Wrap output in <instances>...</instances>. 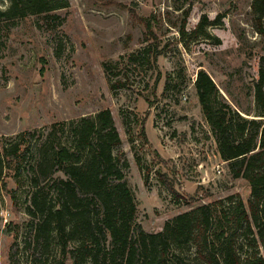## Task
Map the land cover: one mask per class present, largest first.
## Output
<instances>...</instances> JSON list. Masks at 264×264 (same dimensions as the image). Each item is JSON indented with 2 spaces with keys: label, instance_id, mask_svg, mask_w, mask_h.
<instances>
[{
  "label": "rangeland",
  "instance_id": "rangeland-1",
  "mask_svg": "<svg viewBox=\"0 0 264 264\" xmlns=\"http://www.w3.org/2000/svg\"><path fill=\"white\" fill-rule=\"evenodd\" d=\"M65 1L55 18L27 16L0 25V148L26 132H35V144L66 145L67 125L107 109L128 162L135 221L145 232L156 233L201 204L230 196L246 203L248 185L233 179L218 157L193 82L205 71L218 98L254 117L252 80L264 37L252 28L251 0ZM7 6L0 0V10ZM202 17L215 22L205 29L208 36L181 40V26L189 34ZM146 19L156 39L144 41ZM149 46L145 60L128 63L126 55ZM116 81L125 87L111 89ZM137 161L147 171L146 184ZM30 162L0 189V264H34L40 252L24 210L32 192ZM56 257L52 244L45 264Z\"/></svg>",
  "mask_w": 264,
  "mask_h": 264
},
{
  "label": "trees",
  "instance_id": "trees-1",
  "mask_svg": "<svg viewBox=\"0 0 264 264\" xmlns=\"http://www.w3.org/2000/svg\"><path fill=\"white\" fill-rule=\"evenodd\" d=\"M6 1L0 25L27 16L55 18L54 11L67 7L65 0ZM249 7L252 28L264 37V0H251ZM214 24L202 17L189 34L182 25L180 39L207 37L205 29ZM144 27V41L156 39L148 19ZM149 48L125 58L130 64L145 60ZM102 67L106 72L107 64ZM193 86L220 160L233 179L248 185L247 202L230 196L226 202L201 204L165 221L160 231L145 232L135 221L121 140L104 109L67 125L66 145L35 144V132H26L0 148V189L7 177L18 178L24 161L31 159L26 172L32 192L24 210L31 218L32 246L40 250L34 264L46 263L52 244L57 257L48 264H264V57L258 58L252 80L254 117L218 98L205 71L197 72ZM123 87L124 81L110 86ZM140 134L147 144L143 129ZM137 162L146 184L147 171ZM9 197L14 199V190Z\"/></svg>",
  "mask_w": 264,
  "mask_h": 264
},
{
  "label": "crops",
  "instance_id": "crops-1",
  "mask_svg": "<svg viewBox=\"0 0 264 264\" xmlns=\"http://www.w3.org/2000/svg\"><path fill=\"white\" fill-rule=\"evenodd\" d=\"M146 136H147V139H148V141H149V143L151 144L152 142H151V140H150V137L148 136V134H146ZM215 144V143H214ZM152 145V144H151ZM153 149L154 150H156L158 153H159V155H161L162 156V152L160 151V149L157 147V146H153ZM218 155V154H217ZM219 157V156H218Z\"/></svg>",
  "mask_w": 264,
  "mask_h": 264
},
{
  "label": "water",
  "instance_id": "water-1",
  "mask_svg": "<svg viewBox=\"0 0 264 264\" xmlns=\"http://www.w3.org/2000/svg\"><path fill=\"white\" fill-rule=\"evenodd\" d=\"M243 116V115H242ZM243 117H245V116H243Z\"/></svg>",
  "mask_w": 264,
  "mask_h": 264
}]
</instances>
